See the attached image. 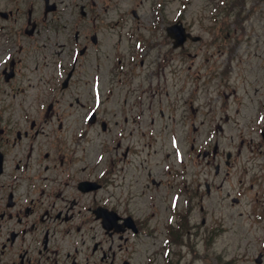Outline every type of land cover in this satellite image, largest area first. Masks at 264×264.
Instances as JSON below:
<instances>
[{"label":"flooded vegetation","instance_id":"af4514ba","mask_svg":"<svg viewBox=\"0 0 264 264\" xmlns=\"http://www.w3.org/2000/svg\"><path fill=\"white\" fill-rule=\"evenodd\" d=\"M63 2L0 8V264H152L143 251L152 229L139 213L156 197L143 206L131 178L141 182L140 172L147 188L186 198L188 178H198L149 168L177 109L188 123V98L171 87L176 76L187 81L188 44L197 41L175 47L167 27L178 19L161 13ZM197 157L218 177L226 152L218 145Z\"/></svg>","mask_w":264,"mask_h":264},{"label":"rangeland","instance_id":"374dc122","mask_svg":"<svg viewBox=\"0 0 264 264\" xmlns=\"http://www.w3.org/2000/svg\"><path fill=\"white\" fill-rule=\"evenodd\" d=\"M106 1H110L109 12L114 14L131 13L135 7L143 15L161 13L170 21L173 17L183 18L194 33L202 36L203 42L189 48L197 55H188V69H185L188 81L176 76L177 83L171 87V93L188 97V116L192 114L196 126L208 125L201 121L209 123L217 112L208 136L212 142L217 140L222 148L236 153L230 173L226 175L224 169L218 178H213V169L210 168V173L201 170L203 158L199 159L190 148L194 137L199 148L205 136L200 130V133L193 130L191 118L181 126L178 121L182 112L177 109V122L172 119L168 129L162 127L159 148L155 156L150 155L161 168L151 161L152 174L162 176V168L171 169L172 173L188 171L198 176L196 180L189 178V185L200 186L196 192L192 189L194 196L189 201V226L182 234L187 244L172 243L169 255L178 264H258L255 258L260 251L264 252V0ZM70 3L71 0L63 2L65 6ZM5 5L7 0H2L0 7ZM216 31H219L216 41L206 43L213 40L212 33ZM214 64L218 65V71ZM229 66L228 76L225 69ZM190 104L197 107L196 115ZM261 110L263 116L260 117ZM217 122L222 125L221 131L215 130ZM171 127L177 131L171 133ZM242 140L244 145H241ZM183 158L184 162L180 163ZM138 177L141 182L131 178L140 189L137 191L132 186L135 199L144 206L148 196H154L160 206L159 211L145 208L139 215L148 218L154 248L160 249V261H163L168 242L162 238L165 222L168 219V223L177 225L179 219L175 211L170 212L166 207L175 203L179 206L178 212L187 213V200L184 202L176 190L149 189L144 185V174L138 172ZM207 180L212 181V189L204 194ZM127 187L131 189L130 184ZM234 196L239 197L238 201H233Z\"/></svg>","mask_w":264,"mask_h":264},{"label":"water","instance_id":"95a60500","mask_svg":"<svg viewBox=\"0 0 264 264\" xmlns=\"http://www.w3.org/2000/svg\"><path fill=\"white\" fill-rule=\"evenodd\" d=\"M185 38V35L183 34L182 37L180 38V41L182 42ZM258 261H260V258H257Z\"/></svg>","mask_w":264,"mask_h":264}]
</instances>
